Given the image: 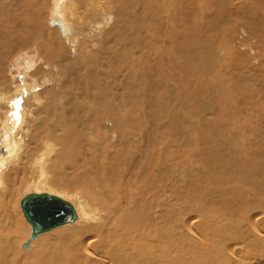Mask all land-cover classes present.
Here are the masks:
<instances>
[{
	"label": "bare ground",
	"instance_id": "1",
	"mask_svg": "<svg viewBox=\"0 0 264 264\" xmlns=\"http://www.w3.org/2000/svg\"><path fill=\"white\" fill-rule=\"evenodd\" d=\"M248 1L0 0V264H264V94L212 74L261 65ZM30 193L77 219L34 238Z\"/></svg>",
	"mask_w": 264,
	"mask_h": 264
},
{
	"label": "rangeland",
	"instance_id": "2",
	"mask_svg": "<svg viewBox=\"0 0 264 264\" xmlns=\"http://www.w3.org/2000/svg\"><path fill=\"white\" fill-rule=\"evenodd\" d=\"M172 1V0H161V2L163 3V4H166V5H163L162 6V8H165L166 10H168V3H169V6H170V2ZM260 1H261V3H260ZM235 2L236 3H238V2H240V0L238 1V0H235ZM249 2V4L254 8L255 7V9L259 12V13H262L263 12V14H261V18H262V20H249L248 18H249V16L246 18V17H244V18H241V20L242 19H244V20H242L243 21V23L241 22V20H239L240 18H238L237 19V16L234 14L233 16H231L230 17V19H236V20H233V22H234V24L232 23V21H230L231 22V24L234 26V25H241L242 27L244 26L246 29H250L251 28V26L250 25H252V23H254L253 25L254 26H256L259 30H257V33H258V35L256 34V32H253V33H248V35L247 36H249V38H251V39H255L256 37L255 36H257V37H259V36H262V38L264 39V6H263V4H262V2L264 3V1L263 0H249L248 1ZM258 2V3H257ZM224 4V5H223ZM261 4H262V6H261ZM51 6H47L49 9H51V7L53 8V6L55 7V5H53L52 3L50 4ZM53 5V6H52ZM227 4L226 3H220V4H218V6L220 7H216L217 9H218V12H220V13H222V11L226 8L227 9V7H228V5L226 6ZM254 5V6H253ZM211 6V5H210ZM213 7H214V5H212ZM263 7L262 8V10H261V7ZM225 7V8H224ZM258 7V8H257ZM180 8V7H179ZM178 8V9H179ZM207 8V7H206ZM215 8V7H214ZM248 8V9H247ZM252 8V9H253ZM225 9V10H226ZM209 11H211L212 9H211V7H209V9H208ZM260 10V11H259ZM244 12H245V14H247V15H249L250 14V11H249V7H246V8H244V10H243ZM243 12V13H244ZM224 13V12H223ZM244 14V15H245ZM246 19H248V20H246ZM238 20V21H237ZM241 23H240V22ZM250 22V24H249V22ZM253 21V22H252ZM220 22L222 23V25H223V27L224 28H226V27H231V24H230V22H229V24H227L226 25V23H224V21L220 18L219 19V24H220ZM239 22V23H238ZM257 22V24L258 25H256L255 23ZM260 23V24H259ZM157 25H158V23H157ZM232 26V27H233ZM159 27H162L161 29L160 28H155L156 30L155 31H157V32H155V31H153V35L155 34L156 35V37L157 36H161L159 39L160 40H158V41H156V42H158L159 44H160V42H163V44L164 43H168L169 41L170 42H172L171 40H168L169 38H173V39H175V38H179V36L180 35H178V34H172V36L170 37V35L168 34V33H166V32H163V31H161L160 32V30H162L163 28H164V20L162 19L161 20V18H160V23H159ZM260 27V28H259ZM160 29V30H159ZM252 29V28H251ZM263 30V31H262ZM227 31H229L228 29H227ZM262 31V32H261ZM163 32V33H162ZM260 32H261V35H260ZM229 35H226L225 37H224V39H223V36L221 35V37H220V39H216L218 42H222V44L223 45H227V47H225V49H227V48H232V46H231V40L232 39H229L230 37H232V36H234V33L232 34L231 32H227ZM255 33V34H254ZM158 34V35H157ZM253 34V36H251ZM177 35V36H176ZM240 36V39H242L243 40V38H244V35L242 34V33H240L239 34ZM164 36V37H163ZM168 36V37H167ZM207 36V37H206ZM208 36H209V34L208 33H206V35H204V39H207L208 38ZM166 37V38H165ZM168 38V39H167ZM164 39V40H163ZM203 39V40H204ZM261 40V43H262V45L264 44V40ZM226 40H228V41H226ZM244 40H245V38H244ZM157 43V44H158ZM260 43V44H261ZM153 44H154V42H153ZM158 44V46H161V45H159ZM230 45V46H229ZM246 46V47H245ZM264 46V45H263ZM262 46V48L264 49V47ZM244 47V51H243V53H245V54H247V52H245V51H247V49L249 48L246 44L243 46ZM234 48H235V46H233V51H232V49H227V50H231V52H233L232 54L230 53V51H228L227 52V50H226V57L223 59L224 61H227V59H228V61H227V66H228V64H229V66L226 68V63L224 62L223 64H218L217 65V69H216V67H215V69L213 70V75H215L219 70V73L218 74H220V72H222L221 73V75L220 76H217V79H218V81L220 80V81H223V82H225L224 83V86H227V88H226V93H227V99L225 100V101H227V103L229 102V103H231V101L232 100H230V99H232L231 97L232 96H235L236 94H237V92H242V94L245 96V91L246 90H252V89H254V91H252L251 92V94H252V97H255L254 99H255V102H254V104L258 101V98H259V96L258 95H260L261 93L262 94H264V50H261L260 49V53H259V56L261 57V58H259L258 60L260 61L259 63H261V65L258 67V68H252L251 67V64L254 62V60H252L253 58H249V59H246L245 58V56H242V55H239L237 52H236V50L234 51ZM157 50H158V52L159 53H161L162 52V50L161 51H159L160 49L159 48H157ZM176 51H180L179 49H174L173 50V53H175ZM261 51H263V52H261ZM157 52V53H158ZM157 53H155V54H157ZM162 53H167V50H164ZM228 53V54H227ZM236 53H237V56H236ZM243 53H241V54H243ZM170 54V53H169ZM232 55V57H233V59L232 58H227L228 57V55L231 57V55ZM261 54L263 55V56H261ZM244 55V54H243ZM155 58H156V60L155 59H153L154 61V63H156V62H159V63H161V62H163V61H161V57L160 58H157L156 56H154ZM153 57V58H154ZM236 57V58H235ZM243 57V58H242ZM165 58H166V56H165ZM238 58V59H237ZM242 60H240V59ZM234 59H235V62H237V64L236 63H234ZM239 61H237V60ZM244 59V60H243ZM251 59V61H249ZM244 61V63H241V62H243ZM247 62H249V64H250V62H251V64L250 65H248V68L250 67L252 70H254V71H251V69L249 68H247ZM239 63V64H238ZM235 65V66H233V65ZM242 64V65H241ZM246 64V65H245ZM223 65V66H222ZM224 65H225V67H224ZM245 65V66H244ZM154 66V65H153ZM223 68H222V67ZM241 67V69H240V67ZM222 68V69H218V68ZM232 67V68H231ZM163 68V67H162ZM162 68L160 67L159 69H158V73L159 74H162ZM263 68V69H262ZM224 69H225V72H224ZM228 70H229V72H228ZM241 70V72L243 73H241V72H239ZM243 70V71H242ZM249 70V71H248ZM248 72H250V73H248ZM253 72L255 73V74H253ZM156 73V72H155ZM237 73H239V74H237ZM241 73V74H240ZM246 73V74H245ZM222 74H229V75H222ZM253 74V75H252ZM165 75V74H164ZM213 75H211V77L209 76V77H207V78H205V77H203V78H205V81L207 80V79H212L213 80ZM217 75V74H216ZM235 75V77L233 78V76ZM236 75H237V77H236ZM162 79H164V76H162V75H159ZM246 76V77H245ZM255 76V77H254ZM221 77V78H220ZM227 77V78H226ZM243 77V78H242ZM251 77L252 78H256L255 80L254 79H251ZM223 78H224V80H223ZM244 78H246V79H244ZM248 78V79H247ZM145 79V80H144ZM195 79H198V80H202V79H199L198 78V76L196 75V77H195ZM231 79H233V80H231ZM110 81H111V79H109ZM142 81H147V79H146V76L144 75V78H142L141 79ZM210 80H208V81H210ZM227 80V81H226ZM230 80V81H229ZM245 80V81H244ZM250 80H252V81H250ZM254 80V81H253ZM171 81H172V79H171ZM173 81H176V80H174L173 79ZM214 81L216 82L217 80L216 79H214ZM218 82V83H223V82ZM230 83H229V82ZM234 83H236V85H235V88L233 87V82ZM238 83H237V82ZM243 81V82H242ZM248 81V82H247ZM261 81V82H260ZM12 82V81H11ZM227 82V83H226ZM9 84H8V89H11V90H15V85H12L10 82H8ZM217 83V82H216ZM229 84V85H228ZM256 84V85H255ZM257 84H259V86H257ZM218 85V84H217ZM255 85V86H254ZM12 86V87H11ZM247 86V87H246ZM254 86V87H253ZM257 86V87H256ZM239 87V88H238ZM14 88V89H13ZM215 88H217V87H215ZM229 88V89H228ZM231 88L232 89H239V91L237 90V92H235V93H233L234 92V90H233V92L231 91V93H233V94H231L230 93V91L229 90H231ZM245 88H246V90H245ZM258 88V89H257ZM260 92H259V91ZM28 92H30V91H28ZM239 92V93H240ZM244 92V93H243ZM253 92H255V93H253ZM9 92H7L6 94H8ZM1 94V93H0ZM10 94V93H9ZM230 94L232 95L231 97H230ZM254 94V95H253ZM256 97H258V98H256ZM260 97L262 98V99H264V96H262V95H260ZM154 98V97H153ZM3 100V99H2ZM5 101V100H4ZM145 101H146V103H145ZM150 101H147V100H143L142 99V102H141V100H140V104H141V106H144L145 104L147 105L148 103H149ZM144 104V105H143ZM145 105V106H146ZM263 105H264V103H263ZM145 106H144V110L146 111V109H147V107H146V109H145ZM240 106H242V108H244V107H249L248 108V110L250 111V110H253L252 109V107H251V105H250V103H248V104H246L245 102L243 103V105H242V103L240 104ZM219 108H221V107H219ZM219 108H217V109H219ZM251 108V109H250ZM222 109V108H221ZM187 115H189L188 113H186ZM222 113H219L218 115L220 116V117H218V118H220V119H218L217 118V116L215 117V122L216 123H218V124H220V122H221V119H224L225 118V116L222 114ZM244 114H242V115H239L238 117L239 118H237L236 119V122H238V121H240L241 120V122L243 123V118H245V116H243ZM241 116V117H240ZM223 117V118H222ZM163 120H166L167 119V117H161ZM220 121V122H218V120ZM240 119V120H239ZM198 121V120H197ZM157 123V120H155L154 121V123H153V125L154 124H156ZM213 123V125L215 124L214 122H212ZM231 124L232 123H234V120H231V122H230ZM214 126H216V124L214 125ZM262 126V125H261ZM156 126H154L153 128H155ZM230 127V126H229ZM166 130V129H165ZM245 132L247 133V129H245ZM245 133V134H246ZM249 134V133H248ZM154 136V135H153ZM161 136H164V134L162 135V133H161ZM247 136V135H246ZM155 150H157V147H156V149L154 148L153 149V159H154V165H155V163L157 164L158 162H159V160L157 159L158 158V154L156 153V151ZM155 153V154H154ZM156 155V156H155ZM156 157V158H155ZM155 160H158L157 162L155 161ZM31 235H32V233H31Z\"/></svg>",
	"mask_w": 264,
	"mask_h": 264
},
{
	"label": "water",
	"instance_id": "3",
	"mask_svg": "<svg viewBox=\"0 0 264 264\" xmlns=\"http://www.w3.org/2000/svg\"><path fill=\"white\" fill-rule=\"evenodd\" d=\"M26 220L32 225L33 237L77 219L70 202L47 193H30L21 201ZM28 242L24 245L26 246Z\"/></svg>",
	"mask_w": 264,
	"mask_h": 264
}]
</instances>
